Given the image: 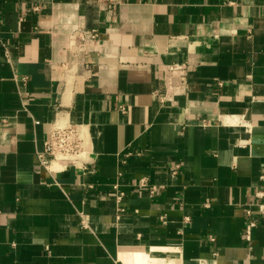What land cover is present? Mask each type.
Here are the masks:
<instances>
[{
  "label": "crops",
  "instance_id": "obj_1",
  "mask_svg": "<svg viewBox=\"0 0 264 264\" xmlns=\"http://www.w3.org/2000/svg\"><path fill=\"white\" fill-rule=\"evenodd\" d=\"M263 175L264 0H0V264H264Z\"/></svg>",
  "mask_w": 264,
  "mask_h": 264
},
{
  "label": "built area",
  "instance_id": "obj_2",
  "mask_svg": "<svg viewBox=\"0 0 264 264\" xmlns=\"http://www.w3.org/2000/svg\"><path fill=\"white\" fill-rule=\"evenodd\" d=\"M99 5L104 6L107 10H114L117 5L121 3V0H96ZM99 36L96 30L88 31L82 30L80 33V39L82 41L88 39H96ZM123 112H126L125 107L120 108ZM3 123L7 124V120H3ZM86 155V135L84 130L77 124L59 125L53 128L46 140L42 150L37 152V158L41 167L47 171L53 168L55 163H59L62 166L68 167L70 165L85 164ZM179 166H176V170ZM175 170V172H176ZM264 178V175L262 176ZM147 181L142 179L140 186H146ZM154 190L152 191V193ZM121 196L123 194H120ZM259 198L264 197V192L257 194ZM118 196V199H121ZM259 213L264 215V204H258ZM249 217L253 216L252 209L247 211ZM165 224L166 221L162 219ZM83 225L86 227V222L83 221ZM257 226V222L251 219L246 227L244 236L250 240L253 229ZM214 241V238H211Z\"/></svg>",
  "mask_w": 264,
  "mask_h": 264
},
{
  "label": "bare ground",
  "instance_id": "obj_3",
  "mask_svg": "<svg viewBox=\"0 0 264 264\" xmlns=\"http://www.w3.org/2000/svg\"><path fill=\"white\" fill-rule=\"evenodd\" d=\"M59 166H60L59 163H55L53 165V168L58 169ZM158 262L159 261L157 259L150 257L146 253H142V254L137 255V264H158Z\"/></svg>",
  "mask_w": 264,
  "mask_h": 264
}]
</instances>
